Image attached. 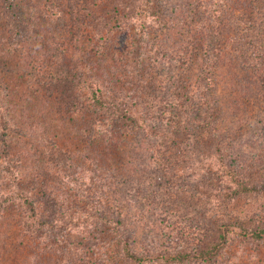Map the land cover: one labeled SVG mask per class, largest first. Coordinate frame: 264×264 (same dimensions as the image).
Here are the masks:
<instances>
[{"label": "rangeland", "instance_id": "1", "mask_svg": "<svg viewBox=\"0 0 264 264\" xmlns=\"http://www.w3.org/2000/svg\"><path fill=\"white\" fill-rule=\"evenodd\" d=\"M90 1L99 15V1ZM112 1H101V8L115 7ZM159 1L163 19L149 22L151 28L144 35L128 25L100 43L88 37L66 51L76 32L59 31L53 8L57 3L65 8L66 0H0V202L10 194L30 198L36 219L53 226L30 232L25 227L29 212L18 199L0 205V264H135L121 257L120 241H128L139 255H159L158 264H171L168 257L176 252L205 246L209 233L196 227L199 216L222 222L238 218L246 226L264 224V192L220 208L212 199L178 193L186 185L194 190L209 180L219 184L206 157L217 151L214 143H219L224 162L237 166L247 183L264 181V79L248 56L244 64L237 54L245 31L242 19L250 13L264 22V9L255 0H243L240 8L239 0L234 11H220L234 44L224 46L210 37L206 51L189 34L205 32L203 9L195 16L193 0ZM245 6L248 11L243 13ZM12 18L21 27L16 34ZM50 54L53 57L46 59ZM120 58L136 64L138 78L146 80L145 98L158 108L153 115L157 122L160 111L168 120L173 112L163 93L166 83L184 84L195 98L203 83L210 90V131L203 143L194 133L193 141L170 145L178 156L174 172L163 160L168 155L165 145L125 120L119 125L107 121L112 118L108 110L100 113L90 89L94 86H82L85 110L68 114V102L55 93V99L47 98L37 83L39 66L47 71V62H52L54 70L53 64L61 61L98 66L93 78L104 83ZM192 73L200 81L189 82L186 76ZM101 88L109 97L117 93ZM233 241L214 264H264V243L241 237Z\"/></svg>", "mask_w": 264, "mask_h": 264}, {"label": "trees", "instance_id": "2", "mask_svg": "<svg viewBox=\"0 0 264 264\" xmlns=\"http://www.w3.org/2000/svg\"><path fill=\"white\" fill-rule=\"evenodd\" d=\"M66 1L67 6H65V8L61 6V3H57L56 7H53L55 13L59 16V31H67L68 33L70 29H73V31L76 32V34L73 32L71 36L73 37V44L71 46L68 44L67 47L63 49L66 51L67 49H71L73 45L77 46L76 43L82 45V40L88 37H92L100 43V40L104 41L112 34L123 31L128 25H130L128 26L129 30L137 32L140 36L144 35L145 30H150L151 28L149 22L162 20L163 18L161 17H163L164 14L163 8L159 7V0H115L112 1L115 7H105V5H103L102 8L100 3L103 0H98L99 15L96 9L95 12L93 11L94 3L90 0H82L80 4H78L80 0ZM107 1L108 0H104V2ZM238 1L239 0L191 1L192 12H194L195 16L198 14L197 12H199V10L203 9L204 16H200V18L205 27V32L203 33L200 31L194 33L189 32L193 37V43H196L200 49L204 47L206 51L208 47H210V37L216 38L215 41L217 43L223 41L224 46L233 45L234 43L231 42L233 32L229 29V26H225L222 23V20L225 19L223 15H220V11L223 14L224 12L230 13L234 11L235 7H233V5L234 3L237 5ZM255 1L264 9V0ZM242 4L243 0H240V8ZM197 8L198 10H196ZM68 11H70V13H68ZM240 11L244 13L248 11V8L245 6ZM249 11H253V8H249ZM14 13L13 11V14ZM247 16L245 21L242 19V22H245V31L243 35L240 34V49H238L240 51H238L237 54L238 56L240 55V61L244 64L248 56L249 64L252 68L259 71L264 79V22L258 21V19L250 13H248ZM65 18L70 22L72 18L73 24L68 27ZM15 22H18L16 18L10 20L11 27L15 29L14 33L16 34L17 28L20 27V25L18 24L17 27ZM198 23H200V21ZM213 25L217 27L215 30L216 33L213 32ZM46 38L49 39V34L46 35ZM48 49H50V47ZM249 51L251 54L248 55L246 52ZM49 57L52 58V54L47 56L46 59H50ZM124 60V58H120L116 61L112 69V75H110L111 77L109 80H105L104 83H101L99 79L97 81L100 82H97L93 78L95 74L99 72L98 66H93L92 64V66L81 67L82 63L72 65L70 62L64 61L53 64L56 65V69L54 70L53 67H51L52 62H47V64H49L47 71H45V68L43 69L42 66H39V68L42 69V73H39L37 70L40 76L37 74L36 79L38 86L42 87L47 93V98L55 99V93L56 96L60 97L59 100L68 102L66 103L68 106L66 107L68 109L70 108L68 114L73 111L72 109H75V111L85 110L87 100L84 98V89L82 86L85 84L94 86L95 88L90 87V89L92 90L94 99H96L100 113L102 110H108V115L112 118L107 121L112 125H119L125 120L132 128L141 132L144 136H150L153 140L165 145L168 155L167 157H163V160L165 164L168 165L167 168L171 170V172H174L176 167L172 168V166L176 165L174 159L178 156L172 154L174 149L171 148L173 151L170 150V145H172L173 142H178V140H192L191 138H194V133L200 135H198V141L203 143L207 131H210L212 116L209 106L211 102L210 94L208 93L209 88L207 84L203 86L204 83L201 82L203 83L202 87L200 86L202 90L200 89L198 91L199 97L197 96V98H195L187 93L188 91L185 90L184 84L180 85L178 82L173 81L166 83L165 86L162 87L166 88L163 93L167 95L165 96L166 99H168L166 101L170 103L167 104L168 109L173 110V112H169L171 118L168 120L165 118L168 114L162 115V111H160L159 116L162 118L160 122H157L153 115L158 112V108L154 107V104L145 98L146 86L144 84L146 80L142 83L138 78L136 64L129 61L130 59H128V62ZM38 63L43 65L42 61H38ZM121 74L124 75L122 76ZM184 75L186 76V74ZM186 77L190 80L189 82L193 81V79L200 81L199 76H194L193 73ZM120 80L125 81L120 82ZM125 82L129 84L126 87L124 86ZM103 86H105L104 89H108V91L114 90L117 93L112 97L104 95L100 91ZM97 92L99 93L98 95H96ZM11 105H9L10 108L14 107V104ZM212 140L213 139H211V143ZM113 141L114 139L112 142ZM212 147L216 148L217 151L208 154L206 157L212 165L211 169L215 172H212V175L214 173L219 184L209 180L208 183L195 185L193 187L194 190H191V188L189 189L186 185L180 189L178 193H181V195L183 193L191 198L203 197L207 200L212 199V201L217 202L216 205L220 208L222 205H228L240 199L242 196L264 192V181L258 184L247 183L242 176L240 177V171L237 166L224 162L219 149V143H214ZM207 173L211 174L209 171ZM167 180V183H171L172 176L171 178H167ZM222 181L223 184H220ZM15 199H18L25 207L26 211L29 212L28 215H26V219L29 220V225L25 224L28 231H37V227H53L52 223H49L47 220L36 219L34 203H32L30 198H24L18 196V194H10L6 198H3L0 205L12 202ZM200 220L202 221L201 223ZM82 221L85 222L84 219ZM104 221L110 222V219H104ZM59 222L60 224L68 223L66 220H59ZM195 224L197 228L200 227L199 229H204L203 227H205L204 231L209 233L207 234L208 238L206 239L205 246L203 248H198L197 246L194 250L178 251L176 254L168 257V263L214 264L217 257L233 244V240L239 239L240 237L256 241L257 243H264V224L260 222H257L255 225L246 226L243 224V221H240L238 218L230 222H222L221 219L217 221L214 218L199 216L196 218ZM119 246L121 257L135 264H158V261L162 259H160L159 255L154 256V254H150L149 252H147L145 256L139 255L133 251L128 241H120Z\"/></svg>", "mask_w": 264, "mask_h": 264}]
</instances>
